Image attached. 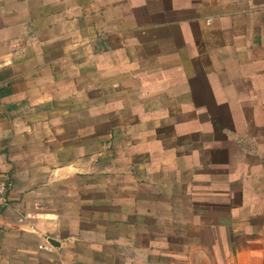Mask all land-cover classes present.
<instances>
[{"label":"crops","instance_id":"1","mask_svg":"<svg viewBox=\"0 0 264 264\" xmlns=\"http://www.w3.org/2000/svg\"><path fill=\"white\" fill-rule=\"evenodd\" d=\"M1 176L0 264H264V0H0Z\"/></svg>","mask_w":264,"mask_h":264},{"label":"built area","instance_id":"2","mask_svg":"<svg viewBox=\"0 0 264 264\" xmlns=\"http://www.w3.org/2000/svg\"><path fill=\"white\" fill-rule=\"evenodd\" d=\"M10 181L8 177H0V206L4 205L7 202V194L10 189Z\"/></svg>","mask_w":264,"mask_h":264},{"label":"rangeland","instance_id":"3","mask_svg":"<svg viewBox=\"0 0 264 264\" xmlns=\"http://www.w3.org/2000/svg\"><path fill=\"white\" fill-rule=\"evenodd\" d=\"M179 118H183V117H179ZM126 119H127V120H126ZM126 119H125V121H126V122L128 121L127 124H128V123L130 124V125L128 124V125H129V129H131V130H132L133 128L135 129V123H136V121L133 120V117H128V118H126ZM132 131H133V133L135 132V130H132ZM131 134H132V132L129 133V137L132 138ZM129 137H128V138H129ZM126 141H127V139H126ZM182 151L184 152V149H182V147H181V152H182ZM181 156H182V153H181ZM176 215H177V213H176ZM176 219H177V220H180V221H183V220H184V217H183V215H177V216H176Z\"/></svg>","mask_w":264,"mask_h":264},{"label":"water","instance_id":"4","mask_svg":"<svg viewBox=\"0 0 264 264\" xmlns=\"http://www.w3.org/2000/svg\"><path fill=\"white\" fill-rule=\"evenodd\" d=\"M50 241H51L52 243H54V240H53V239H50Z\"/></svg>","mask_w":264,"mask_h":264}]
</instances>
